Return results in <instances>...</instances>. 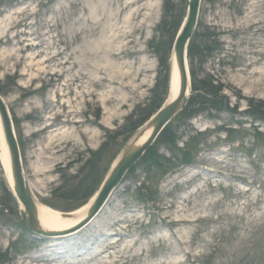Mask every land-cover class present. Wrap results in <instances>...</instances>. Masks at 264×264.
I'll return each mask as SVG.
<instances>
[{"label":"rangeland","instance_id":"obj_1","mask_svg":"<svg viewBox=\"0 0 264 264\" xmlns=\"http://www.w3.org/2000/svg\"><path fill=\"white\" fill-rule=\"evenodd\" d=\"M189 1L0 0V95L37 203L70 218L98 193L167 99ZM190 43L234 114L183 106L176 142L154 141L95 217L56 236L29 229L0 156V264H264V0H200Z\"/></svg>","mask_w":264,"mask_h":264},{"label":"water","instance_id":"obj_2","mask_svg":"<svg viewBox=\"0 0 264 264\" xmlns=\"http://www.w3.org/2000/svg\"><path fill=\"white\" fill-rule=\"evenodd\" d=\"M200 0H190L187 17L182 24L173 47V55L176 60L177 77L179 80L178 93L168 104H164L151 118L154 129L146 141L139 147L127 151L114 164L104 183L94 197L87 216L79 223L69 229L62 231H46L39 222L37 215V202L29 183L24 175L22 158L10 112L0 95V117L2 121L4 138L11 159V170L13 177L12 190L17 200L23 206L26 214V222L31 231L45 236H56L80 229L86 222L90 221L101 210L112 190L121 182L127 171L135 164L146 149L158 138L163 129L169 124L179 110L185 106L191 93V74L188 58V45L196 27ZM173 76V74H172ZM172 81V79H171ZM172 87V86H171ZM135 135L131 143L136 142ZM69 213H64V215Z\"/></svg>","mask_w":264,"mask_h":264},{"label":"trees","instance_id":"obj_3","mask_svg":"<svg viewBox=\"0 0 264 264\" xmlns=\"http://www.w3.org/2000/svg\"><path fill=\"white\" fill-rule=\"evenodd\" d=\"M176 30H177V28H176ZM195 47H196L195 44L190 43L189 50H188L190 61H191L190 69H191V75H192V91H191V95L188 99L187 104L185 105L183 110L180 111V113L178 115H182V116L187 117V118H192L194 116H197L198 114L208 112L210 114V116H216V114L218 112H222V111L228 112L229 114L233 115L237 109L235 107L233 108L231 106V102L228 100L226 95L223 93V88H222L221 84L215 83V80L212 77L201 78L195 72V70L193 68V61H192L195 54H196V51L198 49ZM167 53H169V52H167ZM160 61H161L162 68L168 69V66H169L168 57L161 58ZM160 106H161V103L156 105L155 109L153 108L152 110H150V112L146 115V117L149 115L148 116V118H149L152 114H154L156 112V110H158L160 108ZM252 113L255 114V116H256L262 112L260 111V109L254 107ZM148 118H146V120ZM146 120H144L142 123H140L138 125H135L133 127V131L137 130L144 122H146ZM171 122L161 132V134L157 138L156 142H158V141H161V142L166 141L167 143H170V142L175 143L176 142L177 137L175 136ZM257 132L259 135L261 134L259 131H257ZM150 148L151 147H149L148 151L150 150ZM152 160H154V157L149 158L147 161H152ZM89 174H90V172H89ZM87 189H88V187L85 188L83 186L82 187L80 186L77 191H82L84 193ZM7 192L11 197V201L16 204L17 202H16V199H15L12 191L7 189ZM91 193L87 194L86 198L90 197ZM74 194H75L74 191H72V192L68 191L67 193H64L63 197L64 198H73L70 195H74Z\"/></svg>","mask_w":264,"mask_h":264},{"label":"bare ground","instance_id":"obj_4","mask_svg":"<svg viewBox=\"0 0 264 264\" xmlns=\"http://www.w3.org/2000/svg\"><path fill=\"white\" fill-rule=\"evenodd\" d=\"M171 63H172L173 76H172V81L170 83V90L168 89L169 93L167 95V99L165 100L164 104H168L170 101H172L178 93L179 80L177 77V67H176L175 58H172ZM153 129H154V124L153 122H151V120H149V122H147L142 127V130H140V132L137 134L138 138L135 139L136 142L131 143L130 147L132 149H135L141 146L146 141V139L151 135ZM0 156H1L2 163L5 167V170L8 174L9 182L11 185H13L11 159H10L8 147L6 145L5 138H4V131H3L1 117H0ZM30 185H31L30 187H33L32 184ZM92 201H93V198L91 199L90 203L82 206L81 208L73 212L72 215H74V217H70V218L65 217L61 211L38 202L37 203V215H38L40 225L46 231H62L64 229L70 228L76 225L77 223H79L82 219H84L87 216L89 208L91 204L93 203Z\"/></svg>","mask_w":264,"mask_h":264}]
</instances>
